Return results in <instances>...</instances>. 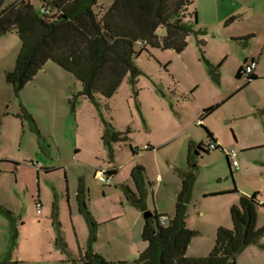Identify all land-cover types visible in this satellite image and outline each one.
I'll return each mask as SVG.
<instances>
[{"label":"rangeland","instance_id":"1","mask_svg":"<svg viewBox=\"0 0 264 264\" xmlns=\"http://www.w3.org/2000/svg\"><path fill=\"white\" fill-rule=\"evenodd\" d=\"M113 1L97 0V6L106 8ZM30 2L39 9L41 0ZM193 12L196 16L184 21L192 32L181 53L146 46L134 59L136 81L126 75L110 99L97 94L93 102L78 96L80 82L51 61L15 95L5 72L14 68L20 40L14 32L0 37V159L14 161L0 163V207L11 214L0 212V264H83L89 228L77 211L80 180L97 224L91 252L108 262L130 264L135 247L144 243V212L127 199L125 188L136 199L140 191L146 212L157 209L172 215L181 173L195 175L186 219L201 231L187 257L207 245L212 250L214 221L240 195L257 194V227L264 226V0H193ZM231 17L236 20L226 23ZM156 34L162 44L165 29ZM251 58H258L260 78L244 86L246 76L237 78V72ZM230 95L205 127L224 137V151L237 152L239 170L232 175L218 150L198 157L193 153L189 163L185 154L188 146H195H186V134L175 136L191 126L188 134L206 146L209 139L195 123L198 109L220 104ZM106 129L126 133L129 141L104 146ZM169 138L168 145H159ZM146 147L154 150L144 152ZM35 163L53 170L42 169L37 177ZM136 166L144 169L139 187L131 177ZM115 168L119 171L109 186L95 176V170ZM216 191L228 192L211 196ZM53 203L65 248L57 244ZM196 209L204 215L198 217ZM235 264H264V234L236 255Z\"/></svg>","mask_w":264,"mask_h":264},{"label":"trees","instance_id":"2","mask_svg":"<svg viewBox=\"0 0 264 264\" xmlns=\"http://www.w3.org/2000/svg\"><path fill=\"white\" fill-rule=\"evenodd\" d=\"M5 2L7 0H0V37L14 32L20 40L14 68L5 74V81L15 95L18 96L45 63L51 61L80 82L82 89L78 96L91 102L97 94L110 99L126 75L130 76L132 83L136 81L139 71L134 59L146 46L172 48L181 53L186 47L187 35L192 32L184 21L189 15L196 16L195 12L189 13L193 0H114L106 8L97 6V0H41L39 9H35L30 0ZM235 20L231 17L226 23ZM159 28L166 31L162 44L156 34ZM136 45H139V50H136ZM205 64L209 66L206 60ZM241 72L242 68L237 72V78L242 76ZM213 77L216 78L215 75ZM255 79L254 75L249 76L244 86ZM221 104L204 109L198 120L203 121ZM198 126L205 131L209 143L215 144L211 133L201 123ZM101 141L104 146L111 147L112 143L128 142L129 139L126 133L106 129ZM217 150L222 151L219 146L215 150H208L203 144L193 149L189 146L188 162L192 160L193 153L198 157L200 153ZM132 152L134 154V150ZM52 170L44 169L45 172ZM232 172L230 170V175ZM108 174L115 175L116 169L109 170ZM131 177L137 187L144 184V169L136 166L131 171ZM179 179L172 217L164 216L168 219L165 225L159 223L162 215L155 212L144 219L141 239L147 247L130 264H235L236 255L264 234V226L257 227V206L260 204L257 194L240 195L237 204L230 208L231 228H218L210 253L205 257L192 258L187 257L186 252L197 233L186 227V218L195 175L181 173ZM125 191L127 199L145 213L140 191L138 199L127 188ZM75 200L77 211L89 228V247L81 262L129 264L125 261L108 262L91 252L90 246L96 241L97 224L90 213L87 190L82 180L78 183ZM51 209V219L58 234L57 244L65 248L58 229L55 203ZM0 212L11 215L1 207Z\"/></svg>","mask_w":264,"mask_h":264},{"label":"crops","instance_id":"3","mask_svg":"<svg viewBox=\"0 0 264 264\" xmlns=\"http://www.w3.org/2000/svg\"><path fill=\"white\" fill-rule=\"evenodd\" d=\"M251 38V37H250ZM247 39V38H246ZM249 39V38H248ZM250 61H255L256 62V67H255V69H254V72H253V75L256 77V79L255 80H253V81H251V82H254V81H257L260 77H259V75H258V72H257V70H258V64H259V61H258V58L257 59H254V58H251L250 59ZM247 63V61H245L244 62V64H246ZM5 74H6V72H5ZM242 77V76H241ZM248 85V84H247ZM246 85V86H247ZM185 97L187 98V99H189V97H187L186 95H185ZM232 97V95H230V96H228L224 101H222L221 103V105H223V103L224 102H226L228 99H230ZM220 105V106H221ZM213 106V105H212ZM210 107V106H209ZM208 108V107H207ZM206 109V108H205ZM204 109H202V107L201 108H199L198 109V115L197 116H199V115H201V113H202V111H203ZM213 114V113H212ZM211 114V115H212ZM211 115H209L208 117H210ZM200 117V116H199ZM208 117L207 118H205L203 121H201V125H203L204 127L206 126L205 124V122H206V120L208 119ZM198 121V119L196 120V122ZM195 122V123H196ZM191 126H186V127H182L178 132L179 133H177V135H175L176 136V138H181V137H184L185 136V134L187 135V140H188V143L186 144V146H188V144L190 143L192 146H197L198 144H202V143H198V142H196L189 134H188V131H189V129H191L190 128ZM210 133H211V135H212V140L215 142V144L217 145V146H219L222 150H223V147L222 146H224V143H225V139H224V137L222 136V135H217L214 131H212V130H210V129H208V127H205ZM172 138H174V137H172ZM172 138H169V139H167V140H164L163 142H161L159 145H161V146H163V145H168L167 143H169V142H171V140L170 139H172ZM237 139V138H236ZM170 140V141H169ZM237 141H238V139H237ZM209 144V143H208ZM207 144V145H208ZM206 145V146H207ZM189 147V146H188ZM151 150H154L153 148H150V147H146V149L144 150V152H150ZM231 150H233V149H231ZM224 151V150H223ZM223 151H221L223 154H224V152ZM187 154H188V150H187V152H186V156H187ZM224 156H225V154H224ZM2 162H5V163H14V161H11V160H9V159H3V160H1L0 159V163H2ZM131 164V163H130ZM17 165H19L18 163L16 164V166ZM43 169V171H44V169H46V167H41V169L40 170H42ZM47 169H50V168H47ZM116 169V173H117V171H119V168H115ZM132 169V168H131ZM40 170H36V175H37V177H39V171ZM50 170H52V168L50 169ZM97 171H99V170H95V172H97ZM45 172V171H44ZM45 173H47V172H45ZM116 176V174L115 175H113V176H111V180L112 179H114V177ZM156 181H159L158 180V175L156 176ZM161 182V181H160ZM109 186V185H108ZM178 190H179V184H178V182H176L175 183V191L176 192H178ZM223 192H228V191H216V192H214V193H211V194H223ZM220 196V195H219ZM87 197H88V191H87ZM173 200H174V203H175V201H176V195H174V198H173ZM69 201H70V198H69ZM260 202V201H259ZM237 204V200L236 199H232L231 201H229L228 203H227V205H226V210H225V212H223V214H222V216L220 217V218H218V219H216L215 221H214V223H213V225H212V228H213V235L211 234V237L212 238H214L215 239V235H216V231H217V229L218 228H220V227H224V228H231V220H230V208L233 206V205H236ZM73 207L74 206H72V204H71V207H70V215H71V217L73 218L74 217V209H73ZM90 210V209H89ZM155 212H156V214H158V215H162V216H172L173 215V213H172V215H169V214H167V213H165L164 211H158L157 209H155ZM195 212H197V216L198 217H202L203 215H204V212L203 211H199L198 209H196V210H194V213ZM258 217V216H257ZM257 221H258V218H257ZM186 227L188 228V229H190V230H193V231H195L196 233H197V236L198 235H200V233H201V231L199 230V229H193V227L191 228L190 226H189V222H188V220L186 219ZM140 239H141V235H140ZM191 242H192V240H191ZM191 244V243H190ZM189 244V245H190ZM133 245V244H132ZM134 245H136V244H134ZM131 245H129V247H130ZM146 247H147V244L144 242V243H142V245H141V247H135V249H134V259L133 260H135L137 257H138V255L140 254V253H142L145 249H146ZM189 247V246H188ZM140 248V249H139ZM208 248H210V246L208 247V245L207 246H205L204 248H200V250H199V252H197L198 254L196 255V254H189L188 255V257H192V258H200V257H205V256H207V255H205L206 254V250L208 251ZM210 250V249H209ZM187 251H188V248H187ZM205 252V253H204ZM208 252H210V251H208ZM118 260H116V261H112V262H117Z\"/></svg>","mask_w":264,"mask_h":264},{"label":"built area","instance_id":"4","mask_svg":"<svg viewBox=\"0 0 264 264\" xmlns=\"http://www.w3.org/2000/svg\"><path fill=\"white\" fill-rule=\"evenodd\" d=\"M256 67V62L255 61H250L249 63H246L243 65L242 67V72L241 75L242 76H246V79L253 75L254 69ZM200 121L198 120L196 122V125H200ZM218 146L214 143H209L207 145L208 150H215ZM223 151V150H222ZM225 154V157L229 163V167L231 171H237L239 170V164H238V160H237V152L235 150H229V151H223ZM36 170H40L41 167L35 163L32 164ZM109 170H99L95 173V176L97 177V179L101 182V184H103L104 186H108L111 183V176L108 174ZM159 180V178H158ZM36 213L39 214L40 210L37 208ZM168 219L164 216H162L159 219V223L161 225H165L167 223Z\"/></svg>","mask_w":264,"mask_h":264},{"label":"water","instance_id":"5","mask_svg":"<svg viewBox=\"0 0 264 264\" xmlns=\"http://www.w3.org/2000/svg\"><path fill=\"white\" fill-rule=\"evenodd\" d=\"M151 216V213L150 212H145L143 213V219H147Z\"/></svg>","mask_w":264,"mask_h":264}]
</instances>
